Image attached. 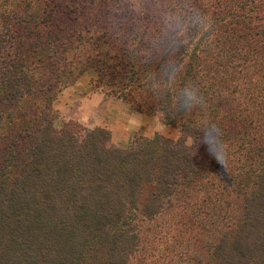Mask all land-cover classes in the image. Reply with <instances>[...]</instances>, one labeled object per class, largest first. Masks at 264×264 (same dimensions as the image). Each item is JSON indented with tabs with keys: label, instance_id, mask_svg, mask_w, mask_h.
Wrapping results in <instances>:
<instances>
[{
	"label": "trees",
	"instance_id": "1",
	"mask_svg": "<svg viewBox=\"0 0 264 264\" xmlns=\"http://www.w3.org/2000/svg\"><path fill=\"white\" fill-rule=\"evenodd\" d=\"M21 1L0 4V264H125L141 223L188 188L204 191L200 212L226 221L194 264H264V89L237 100L241 81L264 80V0ZM69 4L80 15L53 22ZM87 71L179 137L124 149L106 129L58 126L57 95ZM190 86L205 106L184 111ZM205 122L231 149L218 179Z\"/></svg>",
	"mask_w": 264,
	"mask_h": 264
},
{
	"label": "rangeland",
	"instance_id": "2",
	"mask_svg": "<svg viewBox=\"0 0 264 264\" xmlns=\"http://www.w3.org/2000/svg\"><path fill=\"white\" fill-rule=\"evenodd\" d=\"M10 1L12 2L13 0H0V4L4 2L9 5ZM28 1L22 0L18 4H22L21 7L25 8V3ZM66 1L69 3V0ZM136 1L138 4L143 5L148 0ZM72 6L73 4H69L63 7V12L66 15L61 16L60 19L58 13H55L53 22L65 25L69 23L68 18L80 15V8L72 9ZM16 7V5H11L13 9H16ZM95 9L93 11L87 10V13H103V11H98L97 7ZM6 47V49H10V41L6 44ZM4 55L0 57V67L5 66L8 62L9 57L6 54ZM95 81L96 74L92 71H87L81 76H73L69 86L57 95L53 106L60 116L58 126L62 121H76L88 129L95 127L106 129L111 133V144L117 147L113 142L111 124L118 121V125L130 134L131 140L128 145L118 147L124 149L128 148L136 138H153L159 135L176 140L179 137L178 129L166 125L159 115L139 113L127 103L107 97L101 89L95 86ZM261 89H264V80L257 79L255 81L254 79H249L248 81H241L237 98L241 104L240 107L252 104V97L257 95V92L261 91ZM67 91L69 92L67 93ZM59 97L61 100H59ZM87 99L96 105L93 106L96 113L90 115V117L87 116L84 122L74 120L82 114L79 108L81 101L79 100ZM55 104L62 106L64 104L67 107L60 111L56 109ZM101 121L103 123L99 124ZM193 143V139L189 138L188 145ZM197 148L200 153L204 149L201 144ZM227 151L230 157L231 149L227 148ZM222 163L223 161L218 163L217 160L212 162L210 176L215 174V179H218L224 173L222 172L223 169L218 172ZM203 196L204 191L202 189L188 188L176 195L172 199V206L167 207L159 216L153 220H144L141 223L138 247L127 258L125 264H194L198 260L203 259L208 253L209 246L207 244L210 241L208 239L210 235H217L226 225V221L222 220V218L211 219V212L206 213L208 211L206 205L203 212H200ZM195 205H198V207L196 206L198 210L193 209ZM194 216L196 217V222L191 219ZM238 216L237 208L233 207V216L231 217L236 218Z\"/></svg>",
	"mask_w": 264,
	"mask_h": 264
},
{
	"label": "clouds",
	"instance_id": "3",
	"mask_svg": "<svg viewBox=\"0 0 264 264\" xmlns=\"http://www.w3.org/2000/svg\"><path fill=\"white\" fill-rule=\"evenodd\" d=\"M204 107V98L199 94L195 86L186 87L182 93V99L178 100V107L181 110L189 111L193 107ZM163 127V125H161ZM203 143L207 145L209 153L218 161V163L229 159V153L221 139L223 133L219 127L205 122L203 126Z\"/></svg>",
	"mask_w": 264,
	"mask_h": 264
},
{
	"label": "crops",
	"instance_id": "4",
	"mask_svg": "<svg viewBox=\"0 0 264 264\" xmlns=\"http://www.w3.org/2000/svg\"><path fill=\"white\" fill-rule=\"evenodd\" d=\"M73 90V89H71ZM69 91H67L68 93ZM74 99H76L74 97ZM59 100H61V98L59 97ZM81 101L80 105H79V108L80 110L82 111V114L80 115V117H76L74 120H77V121H80V122H84L86 117L90 115H93L96 113V111L93 109V106H96L94 105V103H92L91 100H79ZM55 107L57 110H64V108H66L67 106H65L63 104L62 105H56L55 104ZM83 109V110H82ZM103 119V118H102ZM72 120V119H71ZM103 123V121H101L99 124ZM112 126V133H113V142L114 144L117 146V147H125L128 145V143L130 142V134L127 133L124 129H122V127H120L118 125V121L116 122H113L111 124Z\"/></svg>",
	"mask_w": 264,
	"mask_h": 264
}]
</instances>
